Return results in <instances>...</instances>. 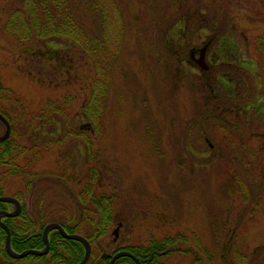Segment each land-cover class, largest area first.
Listing matches in <instances>:
<instances>
[{
  "label": "rangeland",
  "instance_id": "1",
  "mask_svg": "<svg viewBox=\"0 0 264 264\" xmlns=\"http://www.w3.org/2000/svg\"><path fill=\"white\" fill-rule=\"evenodd\" d=\"M20 1L0 0V110L25 128L13 142L29 149L39 139L41 152L9 158L17 169L0 170L9 171L1 190L20 198L34 227L75 226L96 172L113 202L104 255L165 243L159 264H264V82L250 71L260 70L264 0H101L116 29L98 64L77 44L16 34ZM93 1L70 0L92 38L103 18ZM209 38L218 55L235 49L214 71L230 86L183 63ZM243 59L248 69L230 74L224 62ZM98 67L110 87L96 124L84 107ZM40 125L43 137L33 133Z\"/></svg>",
  "mask_w": 264,
  "mask_h": 264
},
{
  "label": "trees",
  "instance_id": "2",
  "mask_svg": "<svg viewBox=\"0 0 264 264\" xmlns=\"http://www.w3.org/2000/svg\"><path fill=\"white\" fill-rule=\"evenodd\" d=\"M20 2L21 6L15 12L21 18L20 21H14L15 26H17L16 29H18L16 34L20 35L21 32L24 33L26 31V36H30L36 32L38 34L36 36L39 38H50L52 41L62 39L63 41L71 42L75 46L77 44L93 58L96 64L106 61L113 52L111 48L107 47V41L111 37L109 33L116 29L114 23H110L114 15L111 11L109 15L108 13H103L104 7L101 4V0H94L92 3L94 11L99 12V10H102V13H99L103 16V18H100V23L96 24L97 29H93V34L91 35H96L93 38L88 36L90 33L87 32L83 25H80L76 14L74 15V12L71 11L70 0H21ZM107 17L108 20H106ZM117 22H119V26L122 24L120 20ZM105 26H108V30L105 29ZM257 48L260 54V73L264 82V32L259 38ZM97 70L98 73L91 82L90 100L87 107H84L85 114L96 124L97 122L101 123L104 107L103 98L110 87V78L106 74V69L98 67ZM53 109L49 112L54 114ZM62 110L59 107L57 115L62 113ZM51 118V122L57 120L55 116ZM9 166H11L10 170L12 171L10 172H12V175L15 174L16 165ZM8 174L9 171L7 170L4 173L5 177H8ZM96 175V172H94L90 178V183L87 184L79 196V202L83 209L82 218L78 217V222L75 223V226H71L68 223L60 224L69 234L82 235L90 242L92 251L86 264H108L110 259L103 257V249L99 245V241L107 235L109 226L114 220L111 210L113 202L112 197L99 190ZM70 221L72 220L70 219ZM22 223L27 224L26 230L17 226L10 227L15 247L21 251L43 250L45 248L43 230L47 224L41 227L42 232H40L37 227H34L26 213H24ZM87 227H89V230ZM49 241L50 251L48 255L40 258L43 260V264H80L82 262L85 256V248L82 243L65 239L58 230L50 232ZM166 247L167 244L165 243H154L148 248L129 246L117 249L114 254L120 251H129L139 258L142 264H159L158 260L162 256V251L166 250ZM115 264H136V262L125 257L116 261Z\"/></svg>",
  "mask_w": 264,
  "mask_h": 264
},
{
  "label": "flooded vegetation",
  "instance_id": "3",
  "mask_svg": "<svg viewBox=\"0 0 264 264\" xmlns=\"http://www.w3.org/2000/svg\"><path fill=\"white\" fill-rule=\"evenodd\" d=\"M178 24H180L181 30H182L180 35H184V14H183V19H181L178 22ZM51 41H52V39H51ZM68 43L71 44V42H68ZM213 43H214V39L209 38L207 40V43H205L203 45V47L198 48L197 50H194L190 53L189 59L184 58L183 63H184V65L187 63H191V64L193 63L194 66H197L203 73H205L207 75L206 76L207 78H209V76L212 75L213 78L215 80H217L219 83L226 84L227 86H230L235 81L234 79L228 78L227 76L219 77L218 75H216L217 72L215 73L214 71L216 68L220 69L218 62L221 59H218V57L219 58L220 57H223V58L224 57H227V58H236L237 57V55L234 52L235 49H234L232 44L227 45V47L225 49V53L218 55L216 53L215 47L213 46ZM218 49H219V47H218ZM232 49H233V51L231 52ZM241 61H243L244 64L243 63H236V62L232 63L230 61H225L224 63H225L226 68L228 69L229 73L232 74L233 72L237 71V67L243 66L241 68H245V69L248 67V66L244 67V65L248 64L245 59L239 60V62H241ZM250 71L252 72L253 77L258 79L257 82H259V84H260L261 81H260V76H259V73H260L259 67H257L256 65H253V70H250ZM208 74H209V76H208ZM230 74H227V75H230ZM226 81H228V83H226ZM206 82H208V80H206ZM209 86L212 88H215L214 85H209ZM261 88H262V85H259V89H261ZM217 93H218V91L216 92V94ZM215 99L220 100L221 99L220 95H218ZM262 100H263L262 96L257 97V102L255 104H253V102L248 104L247 109L250 110L249 112H252L253 110H256L258 107H260ZM17 102L20 103L21 105H23V107H24V104L21 101H17ZM21 113H22L21 118H24L25 110L21 109ZM0 115H2V117L11 126L10 133L5 138V135L7 134V131H8V127H7L6 122L4 120L0 119V170L3 167H7L8 165H12V164H9V158H10V160H13V158H17L18 160L19 159L21 160L23 157H25L27 152L29 153V156H30L29 157L30 162L34 161V157L37 159L40 155V152H41V149L39 150V148H38V145L40 143L39 139H36V138H34V140L32 139V142L35 143L34 145H37V146L35 147L33 145V146L29 147L30 150L28 148H26V146L24 147L21 144L14 143L13 141H15L17 139L14 137L16 130L18 131V133L20 131V134H21L20 138H23L22 136L25 135L23 129H25V128L21 127L20 129H17V128L15 129V125H14V123H12L11 117L6 112H3L0 110ZM13 125H14V127H13ZM43 127H44L43 125H40V128L36 129L33 133L37 134V136L43 137L44 135H41ZM34 152L36 153L35 156L33 155ZM1 172L2 171H0V197H9V198H12L14 200H13V202H9V201L8 202H1L0 201V264H43V260L40 259L43 256L28 255V256H25L23 258H14L9 252L8 240H7L8 234H7L5 227L10 232V245H11L12 250L14 252H16L17 254H22L23 252L27 251V250L21 251L15 247V242L13 241L12 231L10 228L11 226H17L20 229L26 230L27 224L22 223V220L24 218V213H26V208L18 196L12 197L9 195H5L2 192L1 185H3V183L5 182L4 181L5 179H3V178H6V177H5V175H2ZM116 240L117 239L115 238V241ZM33 250H37V249H33ZM49 251H50V249H49Z\"/></svg>",
  "mask_w": 264,
  "mask_h": 264
},
{
  "label": "water",
  "instance_id": "4",
  "mask_svg": "<svg viewBox=\"0 0 264 264\" xmlns=\"http://www.w3.org/2000/svg\"><path fill=\"white\" fill-rule=\"evenodd\" d=\"M0 119L4 120L7 124L8 127V131L7 134L5 135V138L9 135L10 133V129L11 126L10 124L2 117V115H0ZM89 126V125H88ZM14 199L9 198V197H0V201L1 202H13ZM7 234H8V247H9V252L10 254L14 257V258H23L25 256L28 255H35V256H45L48 254L49 249H50V241H49V234L51 231L53 230H58L61 235L68 240H73V241H78L80 243L83 244L84 248H85V256L82 260V262L80 264H86L91 256V251H92V247L90 242L82 235L79 234H69L65 228L59 224V223H50L48 224L44 230H43V239H44V243H45V248L43 250H27L25 252H23L22 254H17L16 252H14L11 248L10 245V232L9 230L5 227ZM115 235L117 237V231H115ZM104 258H109L110 261L108 264H115L116 261H118L121 258H130L132 260H134L136 262V264H142L140 262V259L137 258L134 254L130 253L129 251H120L118 253H116L115 255L111 256L108 254L103 255Z\"/></svg>",
  "mask_w": 264,
  "mask_h": 264
},
{
  "label": "bare ground",
  "instance_id": "5",
  "mask_svg": "<svg viewBox=\"0 0 264 264\" xmlns=\"http://www.w3.org/2000/svg\"><path fill=\"white\" fill-rule=\"evenodd\" d=\"M141 262V261H140Z\"/></svg>",
  "mask_w": 264,
  "mask_h": 264
}]
</instances>
